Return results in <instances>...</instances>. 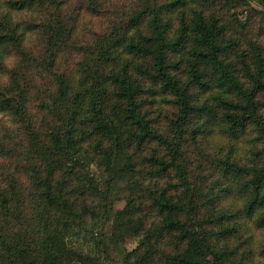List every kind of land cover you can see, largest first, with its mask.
Instances as JSON below:
<instances>
[{
  "label": "trees",
  "instance_id": "1",
  "mask_svg": "<svg viewBox=\"0 0 264 264\" xmlns=\"http://www.w3.org/2000/svg\"><path fill=\"white\" fill-rule=\"evenodd\" d=\"M0 114V264H264V0H0Z\"/></svg>",
  "mask_w": 264,
  "mask_h": 264
},
{
  "label": "rangeland",
  "instance_id": "2",
  "mask_svg": "<svg viewBox=\"0 0 264 264\" xmlns=\"http://www.w3.org/2000/svg\"><path fill=\"white\" fill-rule=\"evenodd\" d=\"M255 2H256V0H255ZM256 4L255 3H253V6H255ZM259 8H261V7H259ZM1 114H0V119H1ZM222 141V142H221ZM221 142V144H219ZM217 144H219V145H217ZM228 143H227V141H225V140H220V139H217L216 140V142L214 143V145L212 146V148H211V150H210V152H209V155L210 156H213L212 157V159H216V158H220L219 156H222L223 154H225L226 153V145H227ZM196 146L198 147V148H200V150L202 151V150H204V148H205V146L202 144V145H200L199 143H196ZM196 146H194V147H192V149H191V152H194L195 153V149H196ZM260 148H264L263 146H259ZM197 176L198 177H202L200 174H198L197 173ZM203 178V177H202ZM117 186H122V184H119V183H117ZM123 205H124V202L123 201H120V200H117L116 201V204L114 205L117 209L118 208H122L123 207ZM108 213V215H109V217L111 218V215H112V213H113V210H112V208H111V210H109V212H107ZM91 225V224H90ZM102 228V227H101ZM252 228V231H253V235H254V240H253V245H254V247H256L257 248V246H258V244H259V242H261V241H263L264 240V231H257L256 230V228H255V226H252L251 227ZM99 231H101V230H98V232ZM137 241L135 240V238L132 236V235H130V236H128L127 238H126V241H125V244L123 245V247H122V249L121 250H124V252L127 250V251H132L134 248H136L137 247ZM115 254V253H114ZM254 254L256 255L255 256V259H257L258 258V252H257V249L256 250H254ZM117 257V256H116ZM114 258V257H110V258H108L107 259V264H122V262L121 261H119V260H121L120 258Z\"/></svg>",
  "mask_w": 264,
  "mask_h": 264
}]
</instances>
